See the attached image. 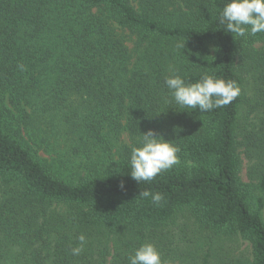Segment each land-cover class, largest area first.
Here are the masks:
<instances>
[{
  "label": "trees",
  "instance_id": "obj_1",
  "mask_svg": "<svg viewBox=\"0 0 264 264\" xmlns=\"http://www.w3.org/2000/svg\"><path fill=\"white\" fill-rule=\"evenodd\" d=\"M224 2L0 0V264L15 246L22 264H128L145 231L182 212L238 235L250 264H264V176H239L241 98L209 112L165 103L169 65L188 82L210 72L239 88L237 60L264 75V52L253 51L264 33L227 32ZM149 129L175 143L179 163L138 183L130 143ZM145 190L164 199L154 205Z\"/></svg>",
  "mask_w": 264,
  "mask_h": 264
},
{
  "label": "clouds",
  "instance_id": "obj_2",
  "mask_svg": "<svg viewBox=\"0 0 264 264\" xmlns=\"http://www.w3.org/2000/svg\"><path fill=\"white\" fill-rule=\"evenodd\" d=\"M218 23L236 37L245 38L264 33V0H225L218 14ZM175 48L185 49V42L178 41ZM184 55V54H183ZM21 71L24 65H18ZM163 83L167 89L166 104H175L181 109H198L209 112L230 104L239 94L240 88L234 80L218 78L214 73L202 72L195 82L186 81L175 65H169ZM179 148L173 141L149 129L130 143L128 155L129 176L140 183L149 182L161 172L179 163ZM117 165V164H116ZM119 187L123 190L124 184ZM139 196L151 197L154 205L164 199L159 192L140 191ZM78 245L71 248L72 256H79L87 243L86 237L78 236ZM128 264H170L164 261L153 243H141L127 254Z\"/></svg>",
  "mask_w": 264,
  "mask_h": 264
},
{
  "label": "rangeland",
  "instance_id": "obj_3",
  "mask_svg": "<svg viewBox=\"0 0 264 264\" xmlns=\"http://www.w3.org/2000/svg\"><path fill=\"white\" fill-rule=\"evenodd\" d=\"M253 51L256 54L264 52V43L255 45ZM236 72L241 81V105L235 130L237 153L241 160L239 176L243 183L257 185L264 176V108L257 112V105L264 103V75L253 61L242 64L240 59L236 62ZM121 140L127 143L125 133L121 134ZM145 233L149 236L146 242L153 243L162 260L170 261V264H203L206 256L205 264H250L252 261L248 242L238 235L199 229L184 212L178 213L165 226ZM111 244L109 242L108 246ZM24 260L19 247L15 246L6 257V264H22Z\"/></svg>",
  "mask_w": 264,
  "mask_h": 264
}]
</instances>
